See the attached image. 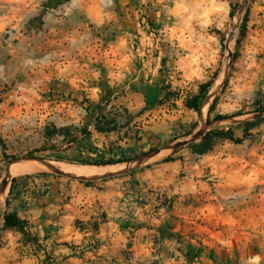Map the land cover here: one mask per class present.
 Here are the masks:
<instances>
[{
	"label": "rangeland",
	"instance_id": "1",
	"mask_svg": "<svg viewBox=\"0 0 264 264\" xmlns=\"http://www.w3.org/2000/svg\"><path fill=\"white\" fill-rule=\"evenodd\" d=\"M0 138V213L18 159H133L139 264H264V0H0Z\"/></svg>",
	"mask_w": 264,
	"mask_h": 264
},
{
	"label": "crops",
	"instance_id": "2",
	"mask_svg": "<svg viewBox=\"0 0 264 264\" xmlns=\"http://www.w3.org/2000/svg\"><path fill=\"white\" fill-rule=\"evenodd\" d=\"M77 88L78 97L95 95L90 85ZM133 169L128 175L75 180L44 172L9 176L0 213V238L9 260L45 264L50 256L55 264H139L144 205L137 181L143 172ZM9 212L25 222L24 233L4 226L3 215Z\"/></svg>",
	"mask_w": 264,
	"mask_h": 264
},
{
	"label": "trees",
	"instance_id": "3",
	"mask_svg": "<svg viewBox=\"0 0 264 264\" xmlns=\"http://www.w3.org/2000/svg\"><path fill=\"white\" fill-rule=\"evenodd\" d=\"M209 86H210V82H205V83L200 84L199 92L195 94L194 96H192L191 98L187 99L185 101V106L189 109L195 110L196 112H200V103L202 101L203 95L205 94ZM95 128L97 131H100V132H104V131L106 132V131L113 130V128L110 129L107 126L105 128L100 126L99 122L98 123L96 122ZM212 136L227 138L234 143H240L243 140L242 137H235L233 133L229 130H223V129L209 130L202 136L199 143L194 144V146H192L193 151L199 154H203L206 151H208L210 148L209 140L211 139ZM0 143H2L1 138H0ZM3 156H5L4 153H3ZM11 159L16 160L17 158L12 156ZM122 161H126V160L106 159L104 161L95 160L93 162H86V161H78V162H81L82 164L106 165V164H115L117 162H122ZM13 180L14 179H12V181ZM3 223H4V226L6 227H14L18 229L20 232L24 233V223L25 222L21 220L20 218H18L14 213H10V212L4 213Z\"/></svg>",
	"mask_w": 264,
	"mask_h": 264
},
{
	"label": "bare ground",
	"instance_id": "4",
	"mask_svg": "<svg viewBox=\"0 0 264 264\" xmlns=\"http://www.w3.org/2000/svg\"><path fill=\"white\" fill-rule=\"evenodd\" d=\"M51 163L54 164L53 166L55 165L59 166L58 168L62 167L60 169H63L70 174L86 176V177L111 172L113 170H116L117 167L119 166L118 164L101 166V165H88V164H70V163H65V162H51ZM42 166H45V164L43 162H39L36 160L35 161L28 160V161L19 162V163L16 162L14 166H12L11 168L9 167V172L11 174L23 173L27 171L36 170Z\"/></svg>",
	"mask_w": 264,
	"mask_h": 264
},
{
	"label": "water",
	"instance_id": "5",
	"mask_svg": "<svg viewBox=\"0 0 264 264\" xmlns=\"http://www.w3.org/2000/svg\"><path fill=\"white\" fill-rule=\"evenodd\" d=\"M194 138H190V139H186V140H183L182 142L180 143H175V144H170L168 146H165L163 148H167V147H177L179 145H184L190 141H193ZM162 148V149H163ZM154 152L148 154V156H151ZM22 160H36V161H39V162H43L45 164V166L47 168H49L52 172H55V173H58L60 175H64V176H67V177H71V178H75V179H91V178H98V177H106V176H111V175H114V174H117V173H122V172H125L127 170H129V168H126V169H120L118 171H111V172H107V173H104V174H100V175H95V176H80V175H73V174H70L68 172H66L65 170L63 169H59V168H56V167H52L50 166L49 162L50 161H47V160H44V159H30V158H22ZM134 166H131L130 169H132ZM8 181H9V171H8V174H7V177L5 178V182H4V187L6 186V184H8Z\"/></svg>",
	"mask_w": 264,
	"mask_h": 264
}]
</instances>
